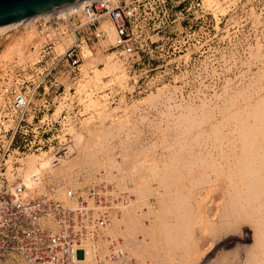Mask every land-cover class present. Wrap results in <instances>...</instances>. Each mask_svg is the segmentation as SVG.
I'll list each match as a JSON object with an SVG mask.
<instances>
[{
    "label": "built area",
    "instance_id": "1",
    "mask_svg": "<svg viewBox=\"0 0 264 264\" xmlns=\"http://www.w3.org/2000/svg\"><path fill=\"white\" fill-rule=\"evenodd\" d=\"M214 1L232 12L233 0ZM215 2H72L18 25L32 26L36 37L25 57L0 66V256L24 264H144L109 232L130 191L80 173L33 172L27 181L18 159L47 151L51 167L58 166L72 144L71 128L164 84L177 101L205 98L211 33L219 43L227 30ZM256 8L260 24L244 15L228 27L247 30L248 46L264 42V2ZM97 50L117 63L114 73L96 74L104 62L86 67L87 54Z\"/></svg>",
    "mask_w": 264,
    "mask_h": 264
},
{
    "label": "rangeland",
    "instance_id": "2",
    "mask_svg": "<svg viewBox=\"0 0 264 264\" xmlns=\"http://www.w3.org/2000/svg\"><path fill=\"white\" fill-rule=\"evenodd\" d=\"M262 2L264 0H233L232 12L218 2L212 7L223 16L222 23H226L227 30L226 35L220 34L219 43L218 37L213 38L211 33L206 98L197 102L177 101L172 88L164 86L135 97L130 104L122 102L108 107V111L102 108L95 118L77 129L86 140V145L75 146L78 157L63 166L57 172L60 174L54 173L58 177L72 170V174L84 175L85 181L99 177V182L114 184L119 191H130L129 203L138 196L142 204L145 201V205L139 207L144 227L137 230L130 246L141 262L139 245H148L141 263L252 264L253 256L249 254L253 252L259 263L264 264V240L256 242L253 238L258 214L252 205H241V198L233 195L235 189L232 187V177H237L240 169L264 160V42L248 46L244 42L247 30L228 28L239 24L244 15L260 24L256 7ZM24 31L16 29L11 36L22 35ZM9 38L6 34L0 35V52ZM95 58V62H104L99 53ZM99 70L102 74L112 73L105 67ZM102 113L110 115L103 118ZM96 130L105 135L106 141L104 138L95 148L86 138ZM102 170L111 178L106 180L100 176ZM168 204L170 210L167 212L164 209ZM230 211L232 215L228 217ZM211 212L215 216L211 217ZM160 214L179 237L165 252L155 249L151 242L149 246L145 237L146 228L158 225ZM195 236H200V243ZM0 264L22 263L9 256H0Z\"/></svg>",
    "mask_w": 264,
    "mask_h": 264
},
{
    "label": "bare ground",
    "instance_id": "3",
    "mask_svg": "<svg viewBox=\"0 0 264 264\" xmlns=\"http://www.w3.org/2000/svg\"><path fill=\"white\" fill-rule=\"evenodd\" d=\"M92 0H79L76 1L75 3L82 6L84 4L89 3ZM207 2V4L210 5L212 4L213 0H205ZM62 6V5H61ZM61 6H58L52 10L49 11H45V12H41L38 14H34V15H30V16H26L23 17L21 19L6 23V24H2L0 25V35H7L9 36V42L5 45V48L2 50V52H0V66H3V64H5L6 62H8L10 59L12 60L13 58L17 57L18 59H22L23 57L26 56V54L28 53V44L29 42H31V40L33 38H35V33H34V28L31 26L29 28H24V30L27 32L22 34V35H13L11 36V32L16 29L18 31V25L19 24H26L29 23L30 21H33L34 19L40 17V16H46L47 14L59 9ZM212 10H214L215 16L217 15V13L221 14L220 12H217L216 9L212 8ZM217 12V13H216ZM217 19V18H216ZM104 28L108 31L109 33V38H108V42L112 43L113 37H114V29L113 26L107 21L104 22ZM26 34V35H24ZM263 43V42H262ZM258 43H256L257 45ZM100 53L99 50H97V52L94 53H88L87 57H86V67H91L93 61L95 62L96 60V56L97 54ZM99 56V55H98ZM104 63H105V68L106 70L111 71L112 73H114V71L118 68V65L115 61H110L109 59L104 57ZM96 74L100 75L102 74L100 72L99 69L95 70ZM260 77V76H259ZM261 79V78H260ZM164 86H168L166 84H164L163 86L159 87L162 88ZM169 87V86H168ZM159 88H157L155 91H157ZM174 88V87H173ZM165 90V89H164ZM153 92V91H152ZM216 92V91H214ZM148 93V92H147ZM171 93V92H170ZM230 93V92H229ZM263 93V92H262ZM146 94V93H145ZM150 94V93H148ZM147 94V95H148ZM146 95V96H147ZM169 96V95H168ZM157 97V96H156ZM161 97V96H160ZM165 97V96H164ZM207 97V96H206ZM205 97V98H206ZM228 97V96H227ZM167 98V97H166ZM157 99V98H156ZM222 99V98H221ZM146 99L144 98V101ZM223 100V99H222ZM153 101V100H152ZM219 101V100H218ZM143 102V101H142ZM124 103V102H123ZM129 103V102H128ZM135 103V102H134ZM130 104V103H129ZM133 104V103H132ZM131 104V106H133ZM136 104V103H135ZM134 104V105H135ZM142 104V103H141ZM209 104V103H208ZM211 104V103H210ZM117 105V104H116ZM125 105V104H124ZM127 105V103H126ZM138 105V104H137ZM143 105V104H142ZM115 106V105H114ZM129 106V105H127ZM112 107V106H111ZM119 107V105H118ZM228 107V106H226ZM132 108V107H131ZM135 108V107H134ZM133 108V109H134ZM216 108V107H215ZM231 108V107H230ZM124 109V108H123ZM132 109V110H133ZM210 109V108H209ZM212 109V108H211ZM217 109V108H216ZM105 110V109H104ZM107 110V108H106ZM115 111H117L116 109H114ZM119 110V109H118ZM120 110H122L120 108ZM130 110V108L128 109ZM108 111V110H107ZM178 111V110H177ZM183 111V110H182ZM213 111V110H212ZM215 111V110H214ZM223 112V111H222ZM104 113V112H103ZM101 114V116L103 118L107 117L108 115H110V113L107 114ZM106 113V112H105ZM124 113V112H123ZM122 115V114H121ZM125 115V114H124ZM126 116V115H125ZM206 118V117H205ZM175 120V119H174ZM233 121V120H232ZM211 123V122H210ZM239 123V122H238ZM179 124V123H178ZM219 124V123H218ZM85 125V121H83V123L81 124V127H83ZM220 126V125H219ZM232 127V126H231ZM79 128H71L70 132L72 135V142L75 141V143L72 145L70 144L68 147V151L65 153V155L62 157V159H60V164L54 168H52V160L53 157L50 153H48L47 151H41L39 153H34L31 155H28L26 158H20L18 159L19 162H21L22 164H24L25 166V172H24V178L28 181L30 175L35 172H41V171H52V173H55V175L60 174L57 173L59 170H61V168L63 166H65L67 163H70L71 161H73L74 159H76L79 155L78 149H76V145H80L82 146V144L84 143V145H86V140H85V136L82 132H77V129ZM225 131V130H224ZM90 132V131H89ZM210 132V131H209ZM90 138H86V139H90L91 143L90 146L92 145L93 147L97 146L100 141L101 143L103 142L102 140L105 138V135L101 132L100 130H96L94 132H90ZM108 134V133H107ZM106 134V135H107ZM218 136V135H217ZM108 138V137H107ZM106 141V138L104 139ZM229 140V139H228ZM259 141V140H258ZM257 142V141H255ZM231 143V142H230ZM88 144V143H87ZM83 145V146H84ZM101 145V144H100ZM232 146V145H231ZM88 147V146H87ZM86 147V148H87ZM100 147V146H99ZM89 148V147H88ZM87 148V149H88ZM96 148V147H95ZM92 149V147L90 148ZM83 150V149H82ZM85 150V149H84ZM93 150V149H92ZM173 150V149H172ZM88 152V151H87ZM86 152V153H87ZM262 152V151H261ZM76 154V155H75ZM89 155V154H88ZM91 155H93L91 153ZM90 155V156H91ZM118 155V154H117ZM87 158L85 157V160ZM83 160V161H85ZM226 161V160H225ZM240 161V160H239ZM239 167V166H237ZM76 168V167H75ZM234 168V167H233ZM245 170L242 168L239 171V174L237 175V177H232L234 182H232V187L235 189L233 195L237 196L239 198H241V205L245 206V205H252V209L255 213L258 214L255 222V225L253 227L254 231H253V238H256V242H260L262 240H264V160H260L257 161V163H254L252 166L248 167V166H244ZM104 169V167L102 168ZM105 171L108 172V170L104 169ZM64 171V170H63ZM72 171V170H71ZM71 171L69 172H65V173H61L60 176L58 177H63V178H70L72 176ZM233 171V170H231ZM238 172V171H237ZM113 175H117V174H113ZM102 177L106 180L110 179L111 176L109 173H106L105 175H102ZM166 178V177H165ZM239 178V179H237ZM118 182V181H117ZM119 183V182H118ZM231 184V183H229ZM228 184V185H229ZM231 189V188H230ZM229 190V188H228ZM232 193V192H231ZM223 194V193H222ZM226 197V196H225ZM139 198V199H138ZM138 198L136 200H131L130 203L128 205H121V211L120 213H117L114 215L113 220H112V226L110 228V234L114 237H120L122 238V241L124 243V245L126 246V248L128 249L129 253L132 254L134 257H136L135 253L133 252V249L130 247L131 246V242H132V237H135L134 235H136L137 230L138 229H143L144 224H142V220H141V213L139 212V207L141 205H145V201L143 200V204L141 203L142 201H140V197L138 196ZM144 198V195L143 197ZM224 198V197H223ZM238 201V200H237ZM140 203V204H139ZM154 202L151 201V204H153ZM151 204L149 203L150 207ZM228 204V203H226ZM236 206L238 204L235 203ZM234 206V207H236ZM240 207V206H239ZM250 207V206H249ZM146 208V207H144ZM143 208V210H144ZM209 209V208H208ZM208 209L205 211L208 213ZM123 210V212H122ZM165 211H169L170 210V206L168 204V207H166V209H164ZM235 210H237V207L235 208ZM211 211V210H210ZM213 211V208H212ZM122 212V213H121ZM253 212V213H254ZM154 213V212H151ZM160 213V212H159ZM162 213V211H161ZM212 214L210 215L215 216L214 212H211ZM201 214V212L199 213ZM210 214V213H209ZM156 215V214H155ZM219 215V213H218ZM226 217L228 216V214H225ZM231 217L232 212L230 211L229 213ZM256 215V214H255ZM151 217V216H150ZM154 217V216H152ZM151 217V218H152ZM163 216L160 214V218H162ZM206 217H209L206 215ZM219 217V216H218ZM223 217V216H222ZM222 217L220 218L222 221ZM156 218V216H155ZM160 218L158 219V225L156 223H154L155 227H152L150 229L146 228L145 231V237H146V242L147 244L150 245V242L152 243L153 247H155V249H161L163 250V252H165L167 250L168 247L171 248V246H173L174 241L178 240V234L175 233V230L173 227H171L170 223L168 222V220H165V218L163 220H161ZM149 219V218H148ZM150 220V219H149ZM208 220V219H207ZM211 220V219H210ZM209 220V221H210ZM151 221V220H150ZM208 221V222H209ZM213 222V221H212ZM218 222V220H217ZM152 223V222H151ZM149 227V222L147 223ZM141 227V228H140ZM139 232V231H138ZM144 233V232H143ZM148 235V236H147ZM141 236V235H140ZM137 237V236H136ZM155 238L157 239V242L154 241ZM140 239V238H139ZM175 239V240H174ZM195 240L200 243L201 239L200 236H195ZM203 241V240H202ZM177 243V242H176ZM190 243V242H189ZM202 243V242H201ZM188 244V243H187ZM212 244V243H211ZM210 244V245H211ZM179 245V244H178ZM134 247V246H133ZM140 250L138 249V253H141L140 256L137 253V256H139V258L142 260L141 262H143V255L147 252L145 249L146 247H148V245H146V243L140 244L139 245ZM188 247V246H187ZM204 247V246H203ZM148 249V248H147ZM194 249V248H193ZM248 249V248H247ZM136 250V249H135ZM143 251V252H141ZM146 251V252H145ZM235 254V253H234ZM251 256H253V258H251V263L253 264V262H258L259 260L257 258V256L252 252V254H249ZM249 258V257H248ZM261 260V259H260ZM246 262V261H244ZM22 264H24L23 262H21ZM163 263V262H162ZM241 264H245L243 262H241Z\"/></svg>",
    "mask_w": 264,
    "mask_h": 264
},
{
    "label": "water",
    "instance_id": "4",
    "mask_svg": "<svg viewBox=\"0 0 264 264\" xmlns=\"http://www.w3.org/2000/svg\"><path fill=\"white\" fill-rule=\"evenodd\" d=\"M79 0H0V25Z\"/></svg>",
    "mask_w": 264,
    "mask_h": 264
}]
</instances>
